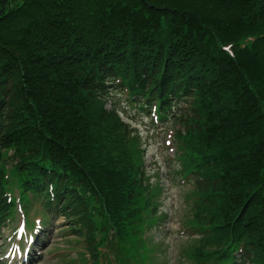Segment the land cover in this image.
<instances>
[{"label": "trees", "instance_id": "trees-1", "mask_svg": "<svg viewBox=\"0 0 264 264\" xmlns=\"http://www.w3.org/2000/svg\"><path fill=\"white\" fill-rule=\"evenodd\" d=\"M124 89L180 110L199 236L182 256L264 264V0H0V222L17 191L74 221L92 264L108 243L150 263L162 188L119 116Z\"/></svg>", "mask_w": 264, "mask_h": 264}, {"label": "rangeland", "instance_id": "rangeland-1", "mask_svg": "<svg viewBox=\"0 0 264 264\" xmlns=\"http://www.w3.org/2000/svg\"><path fill=\"white\" fill-rule=\"evenodd\" d=\"M124 98L126 97L123 96L118 104V108L122 112L121 116L142 133V140L148 145L147 164L153 168L150 175L153 176L154 183H157L156 179H161L166 189L162 197L161 211L168 216L167 220L160 228L152 231L150 235L153 236L155 242L162 244L165 253H167L168 264H188L183 259L182 262H179L178 257L181 241L188 238L187 235L182 236L183 232L186 231L182 222L187 210L185 195L191 188L188 189L178 180L172 181V176L169 175L170 170H174L176 166L178 167L179 162L170 164V167L167 166L169 157H173V152L166 144V140L170 139V136L167 135L168 130L162 131V124L160 125L161 127L157 126L158 128H155V130H147L146 127H149L151 121L148 118L144 119V121H139L138 111L129 108ZM107 107L109 108L110 104ZM170 124L166 123L165 127H169ZM174 139V148H176V139ZM155 174L156 176L158 175L156 179ZM18 221L19 218L10 227L0 232V253L5 251L8 243L6 237L8 233L6 231L8 232V228L16 227ZM65 224L63 218H55L54 222L46 226L48 233L43 237V241L47 242L46 246L48 247L44 249L43 258L38 264H83L79 261V254L84 251L82 248L84 246L76 245L78 239L74 235H70V233H65L67 230ZM194 238L198 237L195 236Z\"/></svg>", "mask_w": 264, "mask_h": 264}]
</instances>
